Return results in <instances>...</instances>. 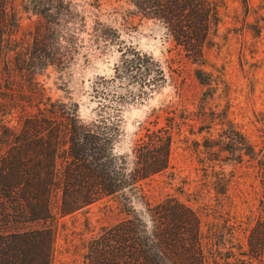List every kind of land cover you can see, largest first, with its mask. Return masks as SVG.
<instances>
[{
    "label": "rangeland",
    "instance_id": "rangeland-1",
    "mask_svg": "<svg viewBox=\"0 0 264 264\" xmlns=\"http://www.w3.org/2000/svg\"><path fill=\"white\" fill-rule=\"evenodd\" d=\"M32 1L6 0L20 44L39 20ZM209 1L217 7L218 23L203 49L206 64L199 68L210 73V85L199 84L198 66L162 27L124 1L73 0L86 31L100 19L116 31L112 42L96 44L82 33L83 44L64 67L39 73L31 90L19 89L18 78L15 94L2 89L0 118L18 127L35 103L46 99L76 105L84 123L105 113L116 119L114 147L120 155L148 132L168 131V166L139 184L144 202L173 198L190 208L200 220L207 264H264V0ZM140 58L148 71L136 82H128L122 69L115 71L122 59L136 64ZM58 205L55 191L52 219L31 226L52 229L50 264H84L87 243L124 217L115 197L66 216L58 214ZM133 206L138 213L144 210L139 201Z\"/></svg>",
    "mask_w": 264,
    "mask_h": 264
},
{
    "label": "trees",
    "instance_id": "trees-1",
    "mask_svg": "<svg viewBox=\"0 0 264 264\" xmlns=\"http://www.w3.org/2000/svg\"><path fill=\"white\" fill-rule=\"evenodd\" d=\"M121 1L162 27L198 66L194 75L199 84H211L210 73L199 67L206 64L203 49L218 23L214 3ZM32 4L39 20L20 44L14 38L17 24L7 14L6 0H0V94L3 88L15 94L16 78L21 81L19 89L31 90L39 73L64 67L83 44L82 33L96 44L112 42L115 36L116 31L111 32L100 19L88 33L73 0H33ZM140 60L142 63L133 64L122 59L115 71L122 69L128 82H136L148 71L145 59ZM33 107V113L24 116L18 127H9L0 118V264H50L52 229L31 226L52 219L55 191H59L61 216L107 197H115L122 207L124 217L103 227L87 243L84 264H207L197 215L173 198L156 205L145 203L139 191L141 182L168 166V131L148 132L145 140L120 155L114 147L119 135L115 117L99 112L96 120L84 123L76 105L64 107L50 99ZM135 201L143 204L141 213L135 210Z\"/></svg>",
    "mask_w": 264,
    "mask_h": 264
}]
</instances>
